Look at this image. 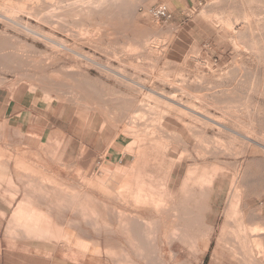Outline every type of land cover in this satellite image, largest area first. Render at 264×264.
<instances>
[{
    "label": "rangeland",
    "instance_id": "1",
    "mask_svg": "<svg viewBox=\"0 0 264 264\" xmlns=\"http://www.w3.org/2000/svg\"><path fill=\"white\" fill-rule=\"evenodd\" d=\"M25 1L0 0V84L21 82L54 101L56 175L71 197L85 195L65 198L71 231L93 251L94 217H117L110 202H95L97 185H110L116 168L139 166L151 173L152 197L136 209L144 223L132 225L134 259L144 242L149 264H264V0ZM158 5L167 22L149 12ZM210 177L223 193L208 230L200 213ZM102 242L122 251V238ZM124 254L102 262L127 264Z\"/></svg>",
    "mask_w": 264,
    "mask_h": 264
},
{
    "label": "crops",
    "instance_id": "2",
    "mask_svg": "<svg viewBox=\"0 0 264 264\" xmlns=\"http://www.w3.org/2000/svg\"><path fill=\"white\" fill-rule=\"evenodd\" d=\"M52 100L44 102L21 82L14 86L0 84V264H103L104 256L114 257L119 253L128 257L127 264H149L145 255L150 243L143 242L141 258L136 260L132 255L135 248L132 225L135 221L144 223L135 215L136 209L145 211L151 205V173L143 167L116 168L110 173L116 177L111 178L110 185H97L95 202L99 201L101 205L110 202L117 217L113 222L94 217L93 251L92 242H88L86 236L71 231L70 224L74 221L70 214L74 209L65 198L83 199L85 195L74 193L71 197L68 181L56 175L55 106ZM57 149L63 151L64 144L60 142ZM169 165L171 175L177 161H171ZM164 167L162 162V169ZM81 171H84L81 179L84 189L88 173ZM163 172L166 176V169ZM210 178L208 203L200 213L203 218L200 222L207 224L208 230L213 228L210 218L215 214L214 196L223 193L215 184L216 179ZM66 214L69 216L64 219ZM109 222L113 225L104 229L103 224ZM79 223L86 224L85 215H80ZM114 237L122 238V251L103 249L102 239ZM206 239H214V234L208 231ZM158 244L156 241L155 245ZM216 252L214 250L212 256L218 254ZM138 253L141 255L140 251ZM108 262L120 264L118 259Z\"/></svg>",
    "mask_w": 264,
    "mask_h": 264
},
{
    "label": "bare ground",
    "instance_id": "3",
    "mask_svg": "<svg viewBox=\"0 0 264 264\" xmlns=\"http://www.w3.org/2000/svg\"><path fill=\"white\" fill-rule=\"evenodd\" d=\"M26 1H27V0H26ZM26 1H25V3L27 4ZM30 1L32 2V0H30ZM30 1H29V3H30ZM36 1H37V0H36ZM44 1H45V0H44ZM47 1H49V0H47ZM50 1H53V0H50ZM54 1H56V0H54ZM59 1H60V0H59ZM61 1H62L61 3H64L63 0H61ZM65 1H66V0H65ZM78 1H79V0H78ZM114 1H115V0H114ZM248 1H249V0H248ZM81 2H82V1H81ZM81 2H79V4H80ZM83 2L85 3V1H83ZM83 2H82L81 5H83ZM22 3H24V2H22ZM33 3H34V2H33ZM41 3H42V2H41ZM41 3H40V4L38 3V5H41ZM49 3H50V5H51V7H49L50 5L48 6V5L46 4V5H47V8L49 7V9H50V8H55V7H56V5H55L56 3H55V4L53 3V4H54L53 6H55V7L52 6V2H49ZM66 3H67V2H65V4H62V5H66ZM0 4H4V5H6L5 3H0ZM7 4H8L7 6L9 7V3H8V2H7ZM26 4H25V5H26ZM31 4H32V3H31ZM69 4H70V3H69ZM69 4H67V8H66V6H65V9H68V8L70 7L71 4H70V5H69ZM35 5H36V4H35ZM38 5H37V8H39ZM44 5H45V4H44ZM46 5H45L44 7H46ZM58 5H59V4H57V6H58ZM62 5H61V6H62ZM72 5H73V4H72ZM81 5H80V7H81ZM18 6H19V5H18ZM26 6H27V5H26ZM28 6H29V5H28ZM42 6H43V5H42ZM61 6H59V7L62 8ZM68 6H69V7H68ZM83 6H84V5H83ZM20 7H23V6L20 5ZM32 7H33V6H32ZM32 7H30L29 10H30ZM71 7H72V8H75V7H77V6H74V7L71 6ZM71 7H70V8H71ZM93 7H94V6H93ZM14 8H15V7H14ZM25 8H27V7H25ZM40 8H41V6H40ZM57 8H58V7H57ZM77 8H78V7H77ZM32 9H34V8H32ZM41 9H43V8H41ZM45 9H46V8H45ZM45 9H43V10H45ZM75 9H76V8H75ZM75 9H74V10H75ZM82 9H83V8L81 7V9H79L78 12H81ZM14 10H15V9H14ZM21 10H22V9L20 8V11H19V12H21ZM27 10H28V9H27ZM36 10H37V9H36ZM43 10H41V11H43ZM52 10H53V9L50 10V11H51L50 14H52ZM68 10H69V9H68ZM72 10H73V9H72ZM72 10H71V11H72ZM77 10H78V9H77ZM77 10L72 11V12H76ZM80 10H81V11H80ZM83 10H86V9L84 8ZM32 11H33V12H32ZM38 11H39V10H38ZM38 11L31 10V13L35 14V15H32V16H37V15H39V14L37 13ZM54 11H55V10H54ZM56 11H57V10H56ZM58 11H59V10H58ZM61 11L64 13V11H63L62 9H61ZM97 11H98V10H97ZM102 11H103V10H102ZM23 12H25V11H24V8H23ZM26 12H28V11H26ZM35 12H36V13H35ZM43 12H46V10L43 11ZM65 12H67V10H66ZM28 13H29V12H28ZM31 13H30L29 15H31ZM46 13H47V14H46ZM46 13H45V14L48 15L49 10H47ZM54 13H55V12H54ZM57 13H58V12H57ZM67 13H68V12H67ZM67 13H66V14H67ZM82 13H83V12H82ZM82 13H81V14H82ZM84 13H85V12H84ZM97 13H98V12H96V14H97ZM99 13H100V12H99ZM102 13H104V12H102ZM106 13H107L106 15L108 16L109 13H108V12H106ZM2 14H3V13H2ZM6 14H7V13H6ZM12 14H13V13H12ZM36 14H37V15H36ZM40 14H42V12H41ZM45 14H43V16H44ZM68 14H70V13H68ZM71 14H72V13H71ZM73 14H74V13H73ZM75 14H76V13H75ZM78 14H79V13H78ZM78 14H77V15H78ZM248 14H249V13H248ZM8 15H10V14H8ZM46 15H45V16H46ZM63 15H64V14H63ZM63 15H61V17H63ZM82 15H83V14H82ZM84 15H85V14H84ZM86 15H87V12H86ZM102 15H103V14H102ZM109 15H110V14H109ZM244 15H245V14H244ZM6 16H7V15H6ZM57 16H58V14H57ZM65 16H66V15H65ZM79 16H80V14H79ZM91 16H92V15H91ZM99 16H101V15H99ZM107 16L104 15L103 17L106 18ZM239 16H240V15H239ZM257 16H258V15H257ZM257 16H256V17H257ZM37 17H38V16H37ZM47 17H48V16H47ZM47 17H46V18H47ZM49 17H50V15H49ZM51 17H52V15H51ZM75 17H76V16H75ZM86 17H87V16H86ZM248 17H250V16H248ZM248 17H247V18H248ZM8 18H9V17H8ZM82 18H83V17H82ZM89 18H90V17H89ZM105 18H103V19H105ZM237 18H238V17H237ZM78 19H79V18H78ZM83 19H85V18H83ZM101 19H102V18H101ZM101 19H100V20H101ZM48 20L51 21L50 19H48ZM68 20H69V19H68ZM75 20H76V19H75ZM88 20H89V19H88ZM92 20H93V19H92ZM94 20H95V19H94ZM94 20H93V22H94ZM106 20H107V19H106ZM246 20H247V19H246ZM45 21H47V20H45ZM49 21H48V22H49ZM73 21H74V20H73ZM97 21H99V20H97ZM103 21H104V20H103ZM107 21H108V20H107ZM42 22H43V21H42ZM52 22H53V21H52ZM68 22H69V21H68ZM74 22H75V21H74ZM80 22H81V21H80ZM82 22H85V20L82 21ZM95 22H96V21H95ZM100 22H101V21H100ZM239 22H241V21L239 20ZM256 22H257V21H256ZM50 23H51V22H50ZM54 23H55V22H54ZM70 23H71V22H70ZM105 23H107V22H105ZM248 23H249V22H248ZM47 24H48V23H47ZM83 24H84V23H83ZM258 24L260 25V22H258ZM263 24H264V23H263ZM79 25H80V24H79ZM96 25H97V24H96ZM230 25H231V23H230ZM254 25H256V24H254ZM60 26H61V25H60ZM240 26H242V25H239V27H240ZM229 27H230V26H229ZM232 27H233V26H232ZM242 27H243V26H242ZM242 27H241V28H242ZM248 27H249V26H248ZM254 27H255V26H254ZM256 27H257V26H256ZM256 27H255V28H256ZM244 28H245V27H244ZM231 29H232V28H231ZM258 29H259V28H258ZM85 32H86V31H85ZM254 33H255V32H253V34H254ZM259 33H260V32H259ZM236 34H237V33H236ZM256 34H257V33H256ZM96 35H97V33H96ZM79 36L81 37L80 34H79ZM255 36H256V35H255ZM259 37H261V36H259ZM258 40H259V39H258ZM260 40H261V39H260ZM262 41H263V40H262ZM262 41H260V44H261ZM254 43H255V42H254ZM252 45H253V44H252ZM252 45H251V46H252ZM255 45H256V44H255ZM258 46H259V45H258ZM247 48H248V47H247ZM258 49H259V48H258ZM248 50H249V49H248ZM257 51H258V50H257ZM253 54H254V52H253ZM57 78H59V77H57ZM70 78H71V77H70ZM53 80H54V79H53ZM53 80H52V81H53ZM58 80H59V79H58ZM54 82H55V81H54ZM57 82H58V81H57ZM71 82H73V81H71ZM176 82H177V81H176ZM67 83H68V82H67ZM52 84H53V83H52ZM59 84H60V83H59ZM178 85H179V84H178ZM71 86H73V84H71ZM86 89H87V88H86ZM83 90H84V89H83ZM68 92H69V91H68ZM71 92H72V91H71ZM71 92H70V93H71ZM93 93H94V92H93ZM94 95H95V94H94ZM169 95H170V94H169ZM191 95H192V94H191ZM187 96H188V98H189V94H188ZM170 97L172 98V96H170ZM173 97H174V96H173ZM192 97H193V96H192ZM176 98H177V97H176ZM198 98H199V97H198ZM178 99H179V98H178ZM178 99H177V100H178ZM181 99H182V98H180L179 100H181ZM190 99H191V98H190ZM200 99H201V97H200ZM193 100H194V99H193ZM198 100H199V99H198ZM202 100H203V99H202ZM204 101H205V99H204ZM206 101H207V100H206ZM209 101H210V100H209ZM179 102L181 103V101H179ZM182 103H183V101H182ZM188 103H189V101H188ZM192 103H193V102H192ZM95 104H96V103H95ZM95 104H94V105H95ZM185 104H186V103H185ZM206 104H207V103H206ZM228 104H229V103H228ZM97 105H99V104H97ZM186 105H187V104H186ZM190 105H192V104H189V107H190ZM210 105H212V104H210ZM178 106H179V104H178ZM193 106H194V105H193ZM201 106H202V105H201ZM181 107H182V106H181ZM194 107H195V106H194ZM169 108H170V107H169ZM182 108H183V107H182ZM198 108H199V107H198ZM170 109H171V108H170ZM177 109H178V108H177ZM185 109H186V108H185ZM201 109H202V107H201ZM201 109H200V111H201ZM203 109H204V108H203ZM195 110H197V109H195ZM173 111H174V110H173ZM177 111H178V110H177ZM177 111H176V112H177ZM198 111H199V109H198ZM169 112H171V111H169ZM169 112H168V115H169ZM180 112L182 113V112H184V111H180ZM162 113H163V112H162ZM207 113H208V112H207ZM186 115H187V113H186ZM172 116H173V112H172ZM187 117H189V116H187ZM207 121H208V120H207ZM175 122H176V121H175ZM184 122H185V121H184ZM130 123H132V122H130ZM219 126H220V124H219ZM187 127H188V126H187ZM205 134H206V133H205ZM141 135H142V134H141ZM181 136H183V135H181ZM182 139H183V138H182ZM140 140H141V139H139L138 141L140 142ZM164 141H165V140H164ZM164 143H165V142H164ZM164 143H163V144H164ZM184 144H185V143H184ZM185 145H186V144H185ZM181 149H182V148H181ZM186 151H187V150H186ZM184 153H185V151H184ZM181 154H182V152H181ZM189 155H190V154H189ZM200 155H201V154H200ZM198 156H199V155H198ZM203 156H204V155H203ZM195 157H196V156H195ZM202 158H203V157H202ZM204 163H205V162H204ZM200 164H201V163H200ZM187 165H188V164H187ZM128 174H129V173H128ZM151 179H152V178H151ZM159 182H160V180H159ZM213 182H214V181H213ZM159 184H160V183H159ZM215 184H216V183H215ZM215 184H214V185H215ZM148 185H149V184H148ZM212 186H213V185H212ZM150 187H151V185H150ZM162 187H163V186H162ZM161 189H162V188H161ZM185 212H187V211H185ZM187 219H188V218H187ZM190 222H192V221H190ZM174 233H175V232H174ZM175 234H176V233H175ZM172 236H173V235H172ZM174 237H175V236H174ZM204 241H205V240H204ZM207 241H208V240H207Z\"/></svg>",
    "mask_w": 264,
    "mask_h": 264
},
{
    "label": "built area",
    "instance_id": "4",
    "mask_svg": "<svg viewBox=\"0 0 264 264\" xmlns=\"http://www.w3.org/2000/svg\"><path fill=\"white\" fill-rule=\"evenodd\" d=\"M149 12L157 19L167 22L170 18L169 10L164 5H158L149 9Z\"/></svg>",
    "mask_w": 264,
    "mask_h": 264
}]
</instances>
